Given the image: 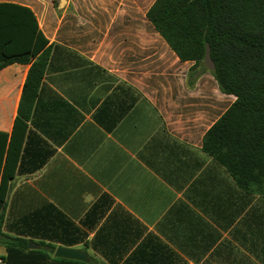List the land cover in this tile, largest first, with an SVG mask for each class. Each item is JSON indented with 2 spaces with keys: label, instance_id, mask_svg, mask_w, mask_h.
Returning <instances> with one entry per match:
<instances>
[{
  "label": "crops",
  "instance_id": "0c3cea01",
  "mask_svg": "<svg viewBox=\"0 0 264 264\" xmlns=\"http://www.w3.org/2000/svg\"><path fill=\"white\" fill-rule=\"evenodd\" d=\"M0 2L29 7L49 45L3 233L94 264H264V194L201 147L235 97L178 58L153 0ZM27 67L0 69V179Z\"/></svg>",
  "mask_w": 264,
  "mask_h": 264
},
{
  "label": "trees",
  "instance_id": "16d2710c",
  "mask_svg": "<svg viewBox=\"0 0 264 264\" xmlns=\"http://www.w3.org/2000/svg\"><path fill=\"white\" fill-rule=\"evenodd\" d=\"M145 16L181 61L210 71L220 91L234 95L204 133L201 147L240 189L264 194V0H153ZM206 44L213 69L203 64ZM48 55V41L33 11L0 2V69L28 65L7 147L3 141L1 151L0 244L6 253L0 264H94L53 257L54 246L41 242L38 249H28L27 239L1 230L8 182Z\"/></svg>",
  "mask_w": 264,
  "mask_h": 264
},
{
  "label": "water",
  "instance_id": "95a60500",
  "mask_svg": "<svg viewBox=\"0 0 264 264\" xmlns=\"http://www.w3.org/2000/svg\"><path fill=\"white\" fill-rule=\"evenodd\" d=\"M64 2L65 0H58V4H57L58 7H62L64 5ZM203 64L205 67L209 69L214 68V63L210 57L209 47L207 44H206L205 53L203 57ZM27 248L28 249H38L39 245L37 243H34L31 240H28ZM52 256L59 257V258H65V259H73V260H78L82 262L89 261L88 254L84 250L80 248H74V247H65L62 245H57L54 247ZM98 264H103V263L99 262Z\"/></svg>",
  "mask_w": 264,
  "mask_h": 264
},
{
  "label": "rangeland",
  "instance_id": "374dc122",
  "mask_svg": "<svg viewBox=\"0 0 264 264\" xmlns=\"http://www.w3.org/2000/svg\"><path fill=\"white\" fill-rule=\"evenodd\" d=\"M152 0H138V5L139 6H143V7H147L148 4L151 2ZM40 247V246H39Z\"/></svg>",
  "mask_w": 264,
  "mask_h": 264
},
{
  "label": "built area",
  "instance_id": "2783aa9c",
  "mask_svg": "<svg viewBox=\"0 0 264 264\" xmlns=\"http://www.w3.org/2000/svg\"><path fill=\"white\" fill-rule=\"evenodd\" d=\"M0 262H1V259H0Z\"/></svg>",
  "mask_w": 264,
  "mask_h": 264
}]
</instances>
